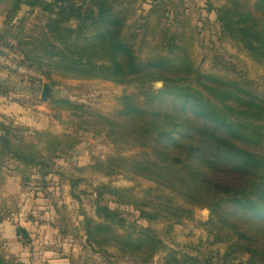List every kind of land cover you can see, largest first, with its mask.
<instances>
[{
	"label": "trees",
	"instance_id": "obj_1",
	"mask_svg": "<svg viewBox=\"0 0 264 264\" xmlns=\"http://www.w3.org/2000/svg\"><path fill=\"white\" fill-rule=\"evenodd\" d=\"M134 2L12 0L0 25V45L18 51L21 63L46 79H102L137 83L140 89L142 100L124 94L112 115L95 113L100 128L93 131L102 132L110 142L119 138L130 147L148 149L149 155H109L91 167L106 176L126 174L153 181L181 204L169 197L153 204L136 199L127 189L101 185L93 202L100 220L84 216V243L97 255L113 248L121 257L148 263L162 241L149 227L135 236L116 233L114 225L123 220L120 207L133 205L149 221L163 216L189 218L192 208L199 207L209 210L206 227L215 242L225 243L229 253L245 254V264H264V90L242 77L202 72L193 60L165 49L172 40L167 36L164 44L140 58L123 34ZM23 6L28 9L21 10ZM33 8L48 14L37 31L27 28ZM205 11L214 15L222 39L264 65V0H223L219 7L205 0ZM0 72L7 79V72ZM28 79L31 87L42 82ZM157 81L163 86L152 90L149 85ZM0 89L8 94L5 80L0 81ZM50 105L71 114L92 113L65 97L53 99ZM5 118L0 120V168L12 161L22 176L36 170L43 178L39 182L46 184L54 159L75 148L78 139L36 132L47 137L42 147L34 138L17 135ZM105 194L115 207L103 203ZM4 219L0 217V223ZM15 233L22 245L32 242L33 234L24 225L15 226ZM0 264L26 263L0 254ZM162 264L201 262L168 251Z\"/></svg>",
	"mask_w": 264,
	"mask_h": 264
},
{
	"label": "rangeland",
	"instance_id": "obj_2",
	"mask_svg": "<svg viewBox=\"0 0 264 264\" xmlns=\"http://www.w3.org/2000/svg\"><path fill=\"white\" fill-rule=\"evenodd\" d=\"M162 1L135 0L130 5L131 13L123 34L133 43L140 58H145L156 46L164 44V37L167 36L172 40L165 49L170 47L179 58L193 60L202 72L216 71L227 76L242 77L257 90H264V65L256 64L246 53L220 37L214 15L205 11V0ZM11 4L12 0H0V25ZM212 4L219 7L223 0H212ZM23 9L27 10L28 7L23 6ZM31 11L27 28L37 31L48 14L37 8ZM74 23L71 21L69 24L73 26ZM6 76L8 97L0 89V120L6 117V121L16 128L17 135H23L27 140L34 138V142L42 147L47 137L36 135V132L44 131L57 136L68 134L76 137L78 143L75 148L54 159L52 172L44 178V185L39 182L43 178L36 170H27L22 176L14 162L4 163V167L0 168V217L5 218L0 228H3V233L8 234L6 226L12 234L15 226L24 225L33 234V239L23 246L31 248L32 252L37 247L54 245L56 242L61 249H77L80 254L85 252L84 260L100 261L97 260L99 256L108 264H162L168 251L192 255L201 264H245V254L229 253L225 243L213 240L206 227L209 210L199 207L192 208L189 218L176 220L163 216L149 221L139 216V208L123 205L120 207L123 220L114 225V231L135 236L141 228L149 227L161 239L162 247L148 263L121 257L113 248L108 249L105 255L94 254L84 243L83 218L100 220L93 203L98 197L97 187L124 188L136 199H146L153 204L164 202L167 197L181 204V200L153 181L126 174L106 176L91 167L109 155L138 157L142 152L149 155L148 149L130 147L119 138L110 142L102 132L93 131L100 128L94 114L112 115L118 109L122 95L134 94L138 100H142L138 84L122 85L102 79L57 76L46 79L40 74L41 84L31 87L27 83L28 78H18L8 72ZM43 83H48L54 91V97L47 101L40 99ZM161 84L163 86L162 81H157L149 87L156 90L161 88ZM63 97L84 104L92 113L77 111L71 114L51 107L53 99ZM73 180L77 181L75 187L71 184ZM72 194L78 198H73ZM109 199L110 195L105 194L102 201L115 207ZM147 211H151L150 208ZM9 240L16 242L13 237H9ZM1 246L3 243L0 244L3 257L17 258L18 250Z\"/></svg>",
	"mask_w": 264,
	"mask_h": 264
},
{
	"label": "crops",
	"instance_id": "obj_3",
	"mask_svg": "<svg viewBox=\"0 0 264 264\" xmlns=\"http://www.w3.org/2000/svg\"><path fill=\"white\" fill-rule=\"evenodd\" d=\"M0 80H5L6 83L8 82V79L3 76L2 72H0ZM6 230L9 235L3 233V228H0V244L3 243V246L1 247H5L6 249H9V247H14L16 250H18L16 252L17 258L25 262L26 264H69L70 261H73L75 264H108L101 258H99V256L97 260L100 261L84 260L83 255L85 254V252H82L80 254L77 249H75L74 251H67L63 247L61 249L60 245H57L56 242H54V245H47L42 248L37 247L35 252H32L31 248L20 244L15 231L11 234V231H9L7 226ZM9 237L15 238L16 242H11L12 240H9Z\"/></svg>",
	"mask_w": 264,
	"mask_h": 264
},
{
	"label": "built area",
	"instance_id": "obj_4",
	"mask_svg": "<svg viewBox=\"0 0 264 264\" xmlns=\"http://www.w3.org/2000/svg\"><path fill=\"white\" fill-rule=\"evenodd\" d=\"M0 69L18 78H39L40 74L21 63L18 51L0 45ZM3 97V96H2Z\"/></svg>",
	"mask_w": 264,
	"mask_h": 264
},
{
	"label": "water",
	"instance_id": "obj_5",
	"mask_svg": "<svg viewBox=\"0 0 264 264\" xmlns=\"http://www.w3.org/2000/svg\"><path fill=\"white\" fill-rule=\"evenodd\" d=\"M40 1L49 2V3H62V2L78 1V0H40ZM53 97H54L53 88L48 83H43L40 93V99L43 101H47L48 98H53Z\"/></svg>",
	"mask_w": 264,
	"mask_h": 264
},
{
	"label": "clouds",
	"instance_id": "obj_6",
	"mask_svg": "<svg viewBox=\"0 0 264 264\" xmlns=\"http://www.w3.org/2000/svg\"><path fill=\"white\" fill-rule=\"evenodd\" d=\"M159 86H161V87H162V84H161V85H159Z\"/></svg>",
	"mask_w": 264,
	"mask_h": 264
}]
</instances>
